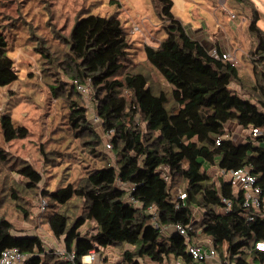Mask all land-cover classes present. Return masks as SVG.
Here are the masks:
<instances>
[{
    "label": "trees",
    "instance_id": "16d2710c",
    "mask_svg": "<svg viewBox=\"0 0 264 264\" xmlns=\"http://www.w3.org/2000/svg\"><path fill=\"white\" fill-rule=\"evenodd\" d=\"M93 1L88 4L83 0L85 7L71 20L68 36L61 32L67 27L66 19L61 30L52 31L53 35L46 39L67 47L66 58L59 64L71 84L61 81L51 89L58 97L60 90L67 92L69 84L71 130L78 140L87 134L83 146L88 153L84 148L82 154L91 160L83 177L55 190L44 188L40 197L48 203L45 213L50 232L62 239L68 251L75 250L77 258L69 262L47 252L45 240L37 234H14L13 224L5 218H0V255L17 248L31 256L26 264H83L82 257L95 249L99 258L94 264H208L194 261L185 237L171 230L180 223L191 226V241L211 240L221 256L226 244L231 264H264V251L256 249L258 242H264V208L245 209L241 187L208 170L249 168L262 189L264 204V70H260L264 63V30L258 26L261 13L254 1L227 0L238 20L247 14L244 7L252 10L249 31L259 44L250 55L254 78L246 83L236 64L215 58L187 33L172 12L173 0H152L167 37L157 46L145 45L146 64L141 66L160 73L171 85L170 90L158 89L147 72L137 71L140 64L135 59L136 42L121 16L120 1L106 2L109 11L105 16L95 13L104 1ZM39 2L43 8L38 12L48 17V22L42 24L51 30V6L46 0ZM72 9L74 12L76 8ZM26 23L12 34L13 43L20 45L15 49L26 44V50L35 49L40 57L49 60L44 42L33 28L25 37L28 41L18 40L26 33ZM10 52L0 16V87L21 80ZM87 80L92 83L96 113L104 132L114 130V161L106 148V153L102 150L103 142L87 116L84 97L74 85ZM233 84L240 87L242 94L231 89ZM230 122L245 130L256 128L261 134L247 136L246 142L236 144L226 128ZM0 126L6 143L30 135L27 126L14 123L11 111L1 115ZM220 137L221 144L217 145ZM40 154L48 164L49 152L43 146ZM9 159V153L0 147V176ZM166 170L168 179L164 176ZM18 173L26 179V190L36 191L43 181L41 173L29 163H24ZM176 187L187 195L179 203L173 195ZM11 192V199L18 201L16 189ZM130 194L142 203V209L127 202ZM223 198L232 203L228 212L223 211ZM151 206L158 212L160 229L147 212ZM17 207L25 219L30 218L24 205ZM74 208L82 209V213L74 216ZM197 209L201 211L199 218ZM248 215L254 219L248 221ZM88 221L96 224L95 232L82 234L81 228ZM113 247L122 250L119 259L111 263L105 257L101 261L104 250Z\"/></svg>",
    "mask_w": 264,
    "mask_h": 264
},
{
    "label": "rangeland",
    "instance_id": "374dc122",
    "mask_svg": "<svg viewBox=\"0 0 264 264\" xmlns=\"http://www.w3.org/2000/svg\"><path fill=\"white\" fill-rule=\"evenodd\" d=\"M88 1V4H90V0ZM102 1H104L103 4L95 9V13L105 16L109 11L106 4L109 0H95L93 2ZM119 1L122 8L121 16L129 31L131 32L135 25L140 27L139 31L132 33L137 47L135 59L140 64L137 71L147 72L153 84L158 85L156 86L158 89L170 90L171 85L160 73H154V70L151 72L145 69V66H141L146 64L144 63L146 59L145 43L147 42L150 46H157L167 37L166 32L161 28L162 23L153 6V1ZM173 1L172 12L176 19L182 21L187 32H193L201 25L209 30L211 34L214 32L216 34L218 27L223 26L225 28L226 33H221L219 37L223 36L228 39L231 49L238 55L235 64L240 69L244 81L246 83L250 82L252 77L254 78V62L250 55L255 50V44L252 45L249 32L250 23H241L240 25L234 23L233 19L225 15L222 9L219 8L218 0ZM254 1V6L261 13V20L258 24L264 30V0ZM46 2L51 6L52 21L49 22L53 25L51 30L44 23L42 24V22H48V17L44 16V13L38 12L40 8H43L39 0H0V16L8 35L9 50L11 51L9 56L14 60V69L16 68L21 79L10 86L0 87V117L7 111H11L14 123L27 126L30 130L28 138L6 143L0 126V147L9 153L10 158L3 165V172L0 176V218H5L13 224L12 231L14 234H37L45 240L49 247L59 250L66 246L62 239L55 238L50 232L46 222V213L39 212V204L43 200L40 197V192L44 188L55 190L63 184L80 179L87 172L91 159L86 154L88 150L83 146L87 134H84L80 140L75 139L71 130V121H69L72 107L67 94L70 91L69 84L71 82L65 76L59 64L66 58L67 47L61 43H55L54 40L46 39L53 35L52 31L58 32L61 30L60 26L66 22V19L69 20L66 23L67 27L65 26V30L61 32L68 36L67 28L71 25V20L73 17L75 18L79 12L78 10L85 7L86 2L83 3V0H46ZM225 2L228 5L227 0H220V3L224 5ZM48 4L46 3V6ZM72 7L76 8L74 12ZM243 9L247 11L249 16L252 15L251 8L244 7ZM24 14L26 15L24 16ZM26 22L29 23L26 33L19 35L18 40L24 39L27 32L33 28V30L39 32L38 36L44 42L43 46L46 53L50 55L49 60L40 57L35 49L33 51L26 50V44L15 49L20 45L13 43L12 34L15 32V28L20 27L22 29L23 24H27ZM144 33L147 37H144ZM215 34L214 36H216ZM25 41H28V38H25ZM39 45L36 46L39 47ZM51 59H55V62H50ZM261 67L260 70H264V63ZM61 81L69 82L68 90L67 92L60 90L58 97H56L53 95L51 87L59 86ZM239 88L236 84L231 86V89L242 94ZM82 102L88 107L87 116L91 119L92 113L96 110L95 101L84 98ZM90 102L92 104L94 102V105H91ZM92 126L102 140V150L106 153L105 148L108 137L104 129L99 124H92ZM233 126L236 125L233 123ZM255 145L259 146L260 143L255 142ZM42 146L49 152L48 164H45L41 157L40 148ZM262 147H264V143H262ZM84 148L86 153L82 154ZM107 154L113 161L115 160L113 152H107ZM24 163L32 164L43 176V181L36 191L24 188L23 184L26 179L18 173V169ZM12 188L16 189L19 196L18 201L11 199ZM17 204L24 205L27 208L31 214L29 219L24 218L23 213L18 210ZM74 211V216L82 213V209L78 211L74 208ZM200 214V212L196 213V217L199 218ZM95 226L96 224L93 221H88L81 228L82 234L94 233ZM121 252L122 250L119 248H108L104 250L101 261L107 257L109 262H116Z\"/></svg>",
    "mask_w": 264,
    "mask_h": 264
},
{
    "label": "built area",
    "instance_id": "2783aa9c",
    "mask_svg": "<svg viewBox=\"0 0 264 264\" xmlns=\"http://www.w3.org/2000/svg\"><path fill=\"white\" fill-rule=\"evenodd\" d=\"M234 18V14H231ZM140 27L138 25H135L131 33H135V31H139ZM212 56H214L217 59H223L225 61L232 62L233 64L236 63L237 57L235 54L231 52L220 54L216 50L211 53ZM255 58H258L255 56ZM16 71V68H15ZM74 85L76 86L77 91L83 95L84 98L87 100L93 101V88L91 80H87L85 83H77L74 82ZM91 122L92 124H99L102 126V120L99 117V115L96 113V110L92 113L91 116ZM252 136L257 137L261 134V131L256 128H251ZM105 134L108 137V141L106 143V149L108 151H112V143L111 138L114 134V130H110L108 132H105ZM222 138L216 139V144H221ZM168 171L166 170L164 173V176L166 179H168L167 176ZM222 178L232 182L235 186H240L241 189L244 192V208L247 210L254 209L261 211L262 208H264V204L262 201V189L259 185H257V178L254 176L249 168H241L238 170L233 171H225L221 170L219 174ZM118 186L120 187H128L127 184L118 183ZM135 188L132 186L131 191H134ZM174 200L179 203L180 200H185L187 198V195L185 191L180 188L176 187L173 191ZM127 202L134 205L137 208L142 209V203H140L138 200H136L134 197L127 196ZM223 203L225 204V207L223 208L224 212L230 211V208L232 206V203L230 200L223 198ZM48 203L46 200H42L39 204L40 213L44 214L47 210ZM147 212L151 214L153 225L160 229L161 227L158 224V212L154 206L148 207ZM264 212V211H263ZM264 215V213H263ZM254 219L253 215H248L247 220L252 221ZM173 230L178 232L180 235L185 237L186 243L188 245V251L192 255L194 261L201 263V262H216L218 264H231L227 258V251L225 247V251L223 256L219 253L218 249L215 247L213 242L211 240H190L189 231L192 230L191 226H184L180 223L173 225ZM164 230V229H161ZM43 247L47 250V252H54L57 256H59L61 259L69 261V262H75L77 258L76 251H68L66 247H63L62 249L57 250L56 248L49 247L46 242ZM256 249L264 251V242H258L256 244ZM30 255L21 252L17 248L13 249H7L3 251L0 255V264H26V262L30 259ZM99 253L92 249L88 254L84 255L82 257V263L83 264H94L98 261ZM181 264V263H177Z\"/></svg>",
    "mask_w": 264,
    "mask_h": 264
},
{
    "label": "crops",
    "instance_id": "0c3cea01",
    "mask_svg": "<svg viewBox=\"0 0 264 264\" xmlns=\"http://www.w3.org/2000/svg\"><path fill=\"white\" fill-rule=\"evenodd\" d=\"M254 1V0H253ZM218 3H219V8L222 9L223 13L225 15H228L231 19H233L234 23H239L237 25H240L241 23L242 24H247V23H251L252 19L250 18V16L248 14H246L245 16H243L242 18H240L239 20L236 19V16L234 14L233 11H231L232 9L226 4L225 2V5L220 3V0H218ZM254 4H255V1H254ZM229 9H228V8ZM234 14V18L232 17L231 14ZM180 20V19H178ZM181 21V20H180ZM219 21V20H218ZM217 21V22H218ZM182 22V21H181ZM259 23V22H258ZM183 24V23H182ZM219 24V23H217ZM184 25V24H183ZM250 26V24H249ZM259 26V24H258ZM185 27V25H184ZM260 27V26H259ZM162 28V27H161ZM261 29H263L262 27H260ZM186 29V27H185ZM187 30V29H186ZM226 33V30L225 28H223V26L220 28L218 27V31L211 34V32H209V30H207L205 27H202L199 26L198 28H196L193 32H187L193 39H196L197 41H199L207 50L208 52L211 54L213 51H217L219 52L218 50H220L221 54L223 53H227V52H231L233 54L236 55L237 59H238V55L237 53L231 49V46H230V43L228 41V39L223 36L219 37L221 33ZM250 32V31H249ZM214 34L216 36H214ZM144 37H147L145 36V33H144ZM250 37H251V42H252V45L255 44V48L256 46L259 44L258 40L256 38H254L251 34H250ZM216 40V41H215ZM146 41V40H145ZM147 43V42H146ZM145 43V45H146ZM148 45V43H147ZM257 56V55H255ZM254 56V58H255ZM255 59H258V58H255ZM146 60V59H145ZM91 103V102H90ZM91 105H94V102L93 104L91 103ZM234 125L236 126H233V122H230V123H227L226 124V128L227 130H229L230 132V137L231 139L236 143V144H241V143H244L247 141V136H252V132H251V128L245 130V129H242L241 127H239L236 123H234ZM254 137V136H252ZM111 152V151H109ZM211 173L212 171L214 172V174L220 176V171L221 170H218V169H213V168H209L208 169ZM201 213V211L199 209H197V213ZM170 230V229H169ZM171 230H173L171 228ZM224 247L227 248V245L224 244ZM100 263V262H99ZM208 264H218L216 262H209Z\"/></svg>",
    "mask_w": 264,
    "mask_h": 264
}]
</instances>
